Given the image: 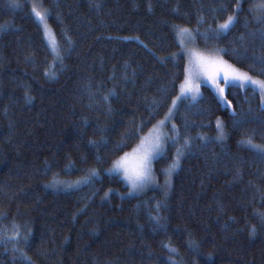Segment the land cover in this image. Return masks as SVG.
I'll return each mask as SVG.
<instances>
[{"label": "trees", "instance_id": "trees-1", "mask_svg": "<svg viewBox=\"0 0 264 264\" xmlns=\"http://www.w3.org/2000/svg\"><path fill=\"white\" fill-rule=\"evenodd\" d=\"M262 2L0 0V264H264V156L241 143L264 146L254 89L228 85V106L205 85L181 100L154 186L129 195L107 171L178 93V28L264 80ZM90 169L91 183L63 187Z\"/></svg>", "mask_w": 264, "mask_h": 264}, {"label": "snow or ice", "instance_id": "snow-or-ice-1", "mask_svg": "<svg viewBox=\"0 0 264 264\" xmlns=\"http://www.w3.org/2000/svg\"><path fill=\"white\" fill-rule=\"evenodd\" d=\"M19 6L20 5L16 3L10 5V7ZM237 7H239V5H237ZM259 9L264 12V2L259 5ZM32 13L41 23H44L48 16L47 10H40L36 5L32 7ZM261 18L264 19V16H261ZM234 21L235 16H229L223 24H220L218 26L215 35L218 36L221 33H226L227 31H229ZM178 35L181 37H189V39H194L191 37L189 30L186 28L179 29ZM196 60L200 63L206 62L204 58L200 56H197ZM220 63L224 64L226 62L221 61ZM221 70H223L225 73L223 77L225 88L230 84L241 88H247L249 86H252L254 87V89L259 90L261 97V105L264 106V80H254L246 72L241 73L237 69L233 68L231 65H228L226 68H223ZM184 71V82L180 85L181 95L177 97V99L187 98L189 95H191L193 99H196L200 95L199 85H194L192 73L189 67L186 66ZM217 78V76L209 77V79L213 81V88L218 89V95L221 98L222 102L225 94V88H221L219 87V84L215 83V80ZM102 99L104 101H107L109 99V96H103ZM175 103L176 101H173L174 106ZM172 111V109H169V116H167L164 121L159 122L160 126H166V121L171 117ZM237 124H239V121H237ZM218 128H220L219 124ZM174 129L175 126H173V130ZM141 130L142 128L138 129V131ZM220 138H222V132ZM166 140L167 137L164 134H161L158 129H153V132L150 133L149 136L141 137L140 144L133 149L132 153H125L118 159L113 160L111 162V167L107 169L108 173L120 175L123 177L124 181H126L129 186V195H132L133 193L141 190L152 180V162L156 156L162 154L163 145ZM89 143L95 145L97 142L89 141ZM241 143L247 145L249 148L257 150L262 156H264V146L253 144L251 138L242 140ZM119 148V144L115 146V150H119ZM177 151L179 153V149ZM177 166L178 161H176L171 166V169H169L166 174H170V172L174 170ZM96 175V170L90 169L88 175H86L83 180L77 181L75 185H68V187L74 188L80 185L81 183H91L93 178L96 177Z\"/></svg>", "mask_w": 264, "mask_h": 264}, {"label": "rangeland", "instance_id": "rangeland-1", "mask_svg": "<svg viewBox=\"0 0 264 264\" xmlns=\"http://www.w3.org/2000/svg\"><path fill=\"white\" fill-rule=\"evenodd\" d=\"M261 3L258 4V7ZM34 6V5H33ZM32 6V7H33ZM40 9V8H39ZM41 10V9H40ZM231 16H234V15H231ZM37 21L39 22L42 30H43V33H44V37H45V40H46V43L49 47V49L51 50V52L56 55L57 54V43H56V39L53 35V32L51 30V28L49 27L48 23H47V20L44 22V23H41L38 19ZM223 24V23H222ZM181 29V28H178V30ZM187 29V28H186ZM178 30H177V38H178V43H179V46H180V52L184 55L185 57V60H186V65L185 67H189L190 70H191V73H192V78H193V83L194 85H199V92L201 94V86L202 85H205V86H208L210 89L213 90V92L215 93V95L217 96V98L219 99V101L221 102V98L219 97L218 95V89H214L213 88V81L211 79H209V77L211 76H217L218 78L215 80V83L216 84H219V87L221 88H225V85H224V82H223V77L225 75L224 71L221 70L223 68H226L228 65H231L229 62H227L226 60H224L222 58V56L220 55V53L218 51H215V50H203V49H200L198 48L196 45H195V42H194V39H189V37H181L178 35ZM189 30V29H188ZM190 34H191V37L194 38L193 36V33L192 31H190ZM197 56H200V57H203L204 60L206 61L205 63H200L196 60V57ZM226 62L224 64L220 63V62ZM233 68L237 69L239 72L241 73H245V71L243 70H240L238 68H236L235 66L231 65ZM247 73V72H246ZM248 74V73H247ZM249 76L252 77V79L254 80H262V79H259V78H256L250 74H248ZM184 76H185V71H184ZM184 82V79L182 81V83ZM181 83V84H182ZM238 83V82H237ZM180 84V85H181ZM231 85V84H230ZM241 88V87H240ZM247 88H252L254 89V87L252 86H249ZM258 94H259V97H260V93H259V90L258 89H254ZM181 95L180 93V86H179V90H178V93L177 95L174 97V99L172 100V103L169 107V109H172V114H171V117L169 119H167L166 121V126H160L159 122L160 121H164L165 118L167 116H169V109L168 111L166 112V114L164 115V117H162L161 119H159L145 134H143L141 137H146V136H149L150 133L153 132V129H158V131L161 133V134H164L167 138L169 137V131H175V129L173 130V126H175V124L173 123V120H172V116H173V113L175 111V109L177 108L179 102L185 98H182V99H177V97H179ZM200 96V95H199ZM199 96L196 98V99H193L191 95H189L187 98L194 101V100H197L199 98ZM173 101H176L175 103V106L173 105ZM260 101H261V97H260ZM223 106H228L226 100H225V97H223V101L221 102ZM264 107V106H262ZM220 123V121H218ZM218 123V124H219ZM141 139V138H140ZM140 144V140L139 142L136 144V146L134 148H136L138 145ZM165 145H166V142L164 143L163 145V151H164V148H165ZM132 148L131 150L125 152V153H132L133 149ZM124 153V154H125ZM124 154H122L121 156H123ZM120 156V157H121ZM160 156V155H158ZM156 156L155 159L158 157ZM180 156H181V153L179 151H176L175 155H174V158H173V161L172 163L170 164V166L165 170V183L167 182V180L169 179L170 180V177H171V174L172 172L177 169V167H175L174 170H172L170 172V174H166V172H168L169 169H171V166L176 162L178 161V165H179V159H180ZM119 158V157H118ZM117 158V159H118ZM154 159V160H155ZM153 160V161H154ZM152 169H153V162H152ZM120 176V175H119ZM122 178V180L124 181L123 177L120 176ZM83 180V179H82ZM168 180V182H169ZM77 181H81V180H75V181H64L62 182V185L63 187H68V185H75ZM167 182V183H168ZM125 185L128 187V192H129V186L127 184L126 181H124ZM82 184V183H81ZM80 184V185H81ZM156 184V180H155V176H154V173H152V180L144 187L142 188L141 190L133 193V194H138V193H141L142 191H144L145 189L149 188V187H152ZM54 185V184H53ZM78 185V186H80ZM77 186V187H78ZM75 188V187H74Z\"/></svg>", "mask_w": 264, "mask_h": 264}]
</instances>
